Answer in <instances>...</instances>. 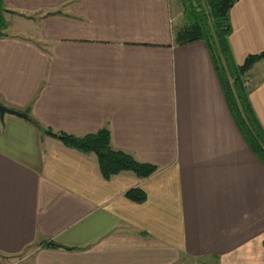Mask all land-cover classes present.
Here are the masks:
<instances>
[{"label":"crops","instance_id":"crops-1","mask_svg":"<svg viewBox=\"0 0 264 264\" xmlns=\"http://www.w3.org/2000/svg\"><path fill=\"white\" fill-rule=\"evenodd\" d=\"M3 2L40 22L39 44L11 26L0 39V105L34 119L0 117V264H264V163L205 43H175L181 1ZM229 24L233 64L264 52V0H236ZM240 79L264 129V59ZM44 129H105L156 170L103 178Z\"/></svg>","mask_w":264,"mask_h":264},{"label":"trees","instance_id":"trees-1","mask_svg":"<svg viewBox=\"0 0 264 264\" xmlns=\"http://www.w3.org/2000/svg\"><path fill=\"white\" fill-rule=\"evenodd\" d=\"M180 1L185 23L175 32V43L183 45L197 40L205 43L233 120L245 142L264 163V129L252 115L240 79L256 62L264 59V52L250 54L241 64H233L227 38L230 32L229 11L236 0H204L209 12L201 8L199 0ZM7 13L14 14L5 7L3 0H0V39L7 35ZM27 119L34 121L28 115ZM44 132L68 148L81 153H94L103 178H109L122 171H131L139 178H145L156 170L155 165L138 162L130 154L113 150L110 146V134L105 129L83 136L53 133L49 129H44ZM126 195L135 202L145 199L144 192L139 188L129 190Z\"/></svg>","mask_w":264,"mask_h":264},{"label":"rangeland","instance_id":"rangeland-1","mask_svg":"<svg viewBox=\"0 0 264 264\" xmlns=\"http://www.w3.org/2000/svg\"><path fill=\"white\" fill-rule=\"evenodd\" d=\"M199 2H200L201 8L204 9L206 12H209V10H208V8H207V6L205 4V1L204 0H199ZM10 11H12V10H10ZM20 12L22 13L21 16H20L22 18H20V19H23V20H21L19 22H18V20H15L16 18L11 16L10 13L5 15L6 19L8 17V21H7L8 26H11V27H9V31H11L10 28H12L14 30H18L20 32H23L22 35L26 36L31 41H34L35 43L39 44V41H38L39 37L35 34V31L37 30L39 22H40L39 18H37L38 17L37 16L38 15V11L22 9V10H20ZM177 19H178L177 22L179 21L181 26L185 23V19L183 17V13H181L180 16H178ZM24 20H27V21L29 20V21L26 23ZM31 21H32V23H29ZM25 31H30V32L27 33ZM18 34H21V33H18ZM25 255H27V254H25ZM21 256L22 255H19L17 257H21ZM208 261L211 262V260H208ZM24 264H25V262H24ZM187 264H190V261H188Z\"/></svg>","mask_w":264,"mask_h":264},{"label":"water","instance_id":"water-1","mask_svg":"<svg viewBox=\"0 0 264 264\" xmlns=\"http://www.w3.org/2000/svg\"><path fill=\"white\" fill-rule=\"evenodd\" d=\"M5 113L13 114V115L27 119V115L25 113H21V112H18L13 109H9V108H6L0 105V117H2Z\"/></svg>","mask_w":264,"mask_h":264},{"label":"built area","instance_id":"built-area-1","mask_svg":"<svg viewBox=\"0 0 264 264\" xmlns=\"http://www.w3.org/2000/svg\"><path fill=\"white\" fill-rule=\"evenodd\" d=\"M9 264H11V263H9ZM12 264H17V263H12Z\"/></svg>","mask_w":264,"mask_h":264}]
</instances>
